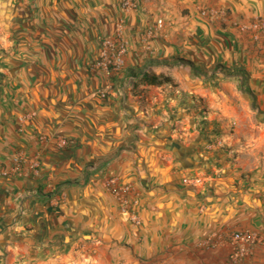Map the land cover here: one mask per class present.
<instances>
[{
	"label": "crops",
	"instance_id": "obj_1",
	"mask_svg": "<svg viewBox=\"0 0 264 264\" xmlns=\"http://www.w3.org/2000/svg\"><path fill=\"white\" fill-rule=\"evenodd\" d=\"M259 15L264 0H0V264H264V245L234 260L224 241L264 231V54L233 24Z\"/></svg>",
	"mask_w": 264,
	"mask_h": 264
},
{
	"label": "built area",
	"instance_id": "obj_2",
	"mask_svg": "<svg viewBox=\"0 0 264 264\" xmlns=\"http://www.w3.org/2000/svg\"><path fill=\"white\" fill-rule=\"evenodd\" d=\"M137 1L138 0H121L122 8L125 10H132L136 8ZM200 14L210 18H225L227 16L224 9L215 8H201ZM157 24H161L160 19L157 21ZM233 24L240 32H248L253 41L260 42L261 52L264 54V15L255 16L247 20L235 21ZM125 52L126 41L122 36L121 25H119L113 35L105 37L101 41V48L95 66L105 75L118 72L123 67ZM56 144L62 147L66 144V139L59 137L56 140ZM220 144L221 141L217 140L216 145L220 146ZM23 159L24 158L20 154L12 158L13 162L17 165L24 161ZM30 168L37 174L40 169L39 160H31ZM189 181L192 182V180ZM103 186L118 202L122 214L125 215L128 220L136 222L137 216L132 213L129 208L130 187L121 185L114 177L105 180ZM224 241L232 250V258L237 260L247 256L252 248L264 245V231L257 229L234 230L228 234Z\"/></svg>",
	"mask_w": 264,
	"mask_h": 264
},
{
	"label": "trees",
	"instance_id": "obj_3",
	"mask_svg": "<svg viewBox=\"0 0 264 264\" xmlns=\"http://www.w3.org/2000/svg\"><path fill=\"white\" fill-rule=\"evenodd\" d=\"M179 62L190 64V62L184 59H178ZM140 82L146 85L162 86V85H172V80L169 76L163 74H155L152 72H143L140 75ZM202 132L204 134H209L210 130L207 129L206 122H202Z\"/></svg>",
	"mask_w": 264,
	"mask_h": 264
}]
</instances>
